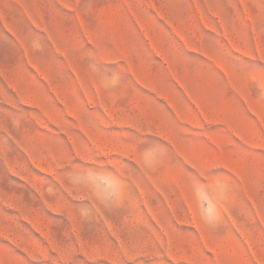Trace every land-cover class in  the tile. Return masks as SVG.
<instances>
[{"label": "rangeland", "instance_id": "374dc122", "mask_svg": "<svg viewBox=\"0 0 264 264\" xmlns=\"http://www.w3.org/2000/svg\"><path fill=\"white\" fill-rule=\"evenodd\" d=\"M0 264H264V0H0Z\"/></svg>", "mask_w": 264, "mask_h": 264}, {"label": "clouds", "instance_id": "9594fccd", "mask_svg": "<svg viewBox=\"0 0 264 264\" xmlns=\"http://www.w3.org/2000/svg\"><path fill=\"white\" fill-rule=\"evenodd\" d=\"M205 215L209 219H214V215L212 213H209L208 211L205 212Z\"/></svg>", "mask_w": 264, "mask_h": 264}]
</instances>
